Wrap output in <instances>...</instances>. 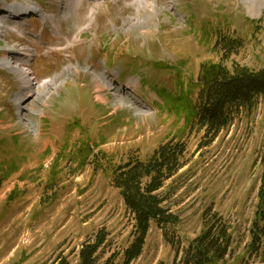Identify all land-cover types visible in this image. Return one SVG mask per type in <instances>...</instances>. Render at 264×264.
Returning <instances> with one entry per match:
<instances>
[{"label":"rangeland","instance_id":"1","mask_svg":"<svg viewBox=\"0 0 264 264\" xmlns=\"http://www.w3.org/2000/svg\"><path fill=\"white\" fill-rule=\"evenodd\" d=\"M10 2L40 11L29 4L38 2L49 17L12 21L4 35L9 6L0 4L1 64L16 57L20 69L0 67V264H80L81 249L100 236L98 264L113 255L122 264L134 218L114 170L169 143L186 148L160 192L178 223L153 222L133 264H182L206 222L231 237L219 264H264V237L254 244L264 101L208 135L193 112L165 108L152 89L177 94L184 85L196 102L202 68L264 71V0ZM21 72L34 92L19 108ZM130 80L139 84L133 92L124 88Z\"/></svg>","mask_w":264,"mask_h":264},{"label":"trees","instance_id":"2","mask_svg":"<svg viewBox=\"0 0 264 264\" xmlns=\"http://www.w3.org/2000/svg\"><path fill=\"white\" fill-rule=\"evenodd\" d=\"M198 86L200 91L196 102L189 100L184 93L175 101V110L178 114L193 112L191 116L197 117L198 125L208 135L219 134L240 109L251 110L258 100L264 101V71L237 68L231 73L221 66L202 68ZM185 151L184 145L169 143L161 146L147 161L134 160L114 170L113 184L134 218V241L124 251L122 264H133L142 255L153 222L159 227L178 223V218L165 207L166 199L160 192L182 168ZM261 160L263 174L254 244L264 237V226H261L264 224V152ZM104 241L105 236H100L95 243L85 245L79 254L80 264H98L97 254ZM230 247L231 237L227 229L206 222L202 234L185 251L182 264H219L225 261ZM116 260L113 255L105 264H118Z\"/></svg>","mask_w":264,"mask_h":264},{"label":"bare ground","instance_id":"3","mask_svg":"<svg viewBox=\"0 0 264 264\" xmlns=\"http://www.w3.org/2000/svg\"><path fill=\"white\" fill-rule=\"evenodd\" d=\"M143 0H136V2H138V3H141ZM0 8H3L1 5H0ZM25 9H28V10H31L32 8H30V7H26ZM1 10V9H0ZM32 10H34V9H32ZM40 10V9H39ZM21 11H23L22 9L21 10H18V9H15L14 10V12L15 13H13L12 12V14H15L13 17H17V15L19 16V14H21V13H23V12H21ZM3 13V12H2ZM1 15V14H0ZM1 21V23H3V20H0ZM29 59H30V57H29ZM16 57H13L12 59H10V60H8L7 58H4V61H3V65H5V66H11V68H14V65H15V62H16ZM15 69V68H14ZM54 81H52V82H49V84H53L54 85V83H53ZM133 86H134V88L136 87V85L135 84H133ZM97 88H98V90H99V92H100V95H102L106 90H105V85L104 84H102V83H97ZM100 98H101V100L103 101V103H107V98L106 97H104V96H99Z\"/></svg>","mask_w":264,"mask_h":264}]
</instances>
